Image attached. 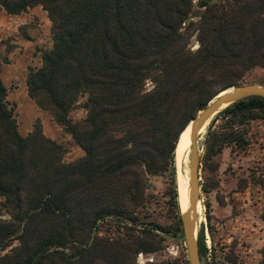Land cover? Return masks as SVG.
<instances>
[{
    "label": "trees",
    "instance_id": "1",
    "mask_svg": "<svg viewBox=\"0 0 264 264\" xmlns=\"http://www.w3.org/2000/svg\"><path fill=\"white\" fill-rule=\"evenodd\" d=\"M35 5L51 45L28 69L27 93L83 154L63 162L39 125L21 136L0 80V264H135L138 253L160 251L164 235L183 241L176 144L217 92L264 68V0H0L7 14ZM74 108L84 116L72 122ZM262 118L257 96L216 113L196 136L201 168L226 144L244 149V126ZM163 172L173 184L170 229L141 214L148 178ZM196 247L200 263L213 264L200 225Z\"/></svg>",
    "mask_w": 264,
    "mask_h": 264
},
{
    "label": "rangeland",
    "instance_id": "2",
    "mask_svg": "<svg viewBox=\"0 0 264 264\" xmlns=\"http://www.w3.org/2000/svg\"><path fill=\"white\" fill-rule=\"evenodd\" d=\"M50 45V22L39 5L18 14H7L0 7V80L5 87L6 105L12 110L17 131L25 136L34 125H39L45 137L62 147L61 160L71 162L81 157L83 152L69 133L54 121L51 112L40 107L28 95L25 84L28 69L40 65L41 51ZM195 46L191 39V48ZM245 83L264 86V68L250 70ZM82 100L83 97L78 98V102ZM83 116L84 110L81 108H74L68 113L72 122ZM219 123L220 119H217L214 126ZM244 128L245 135L249 137L244 149L226 144L210 156L204 168L198 161L196 231L200 225L208 251L207 260L211 259L213 264H257L260 260L264 242V118L252 120ZM197 146L199 160L203 153V136ZM188 153L189 144L185 148L180 187L177 185L175 153L173 157L174 187L180 211L185 207L184 198L179 196V188L182 193L184 190L187 197ZM172 185L167 172L149 177L148 202L141 211L144 217L167 229L174 225L176 215L171 205L169 189ZM163 237L160 251L144 255L138 253L135 264L172 258L187 260L184 242L179 237L170 234Z\"/></svg>",
    "mask_w": 264,
    "mask_h": 264
},
{
    "label": "water",
    "instance_id": "3",
    "mask_svg": "<svg viewBox=\"0 0 264 264\" xmlns=\"http://www.w3.org/2000/svg\"><path fill=\"white\" fill-rule=\"evenodd\" d=\"M257 96L264 99V86L255 83H242L228 86L217 92L184 126H188V184L187 207L180 211L179 221L186 250L188 264H201L196 247L195 206L199 195L198 148L196 136L212 117L226 106L246 97ZM178 139V138H177Z\"/></svg>",
    "mask_w": 264,
    "mask_h": 264
},
{
    "label": "bare ground",
    "instance_id": "4",
    "mask_svg": "<svg viewBox=\"0 0 264 264\" xmlns=\"http://www.w3.org/2000/svg\"><path fill=\"white\" fill-rule=\"evenodd\" d=\"M189 144L188 139V126L184 127V130L179 136V140L177 142V146L175 149V170H176V176H177V185L180 187V176L182 171V165L185 157V148ZM179 196L180 198H184V207H187V197L185 196L184 190L183 193L180 191L179 188ZM183 200V199H182Z\"/></svg>",
    "mask_w": 264,
    "mask_h": 264
}]
</instances>
